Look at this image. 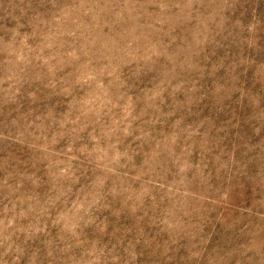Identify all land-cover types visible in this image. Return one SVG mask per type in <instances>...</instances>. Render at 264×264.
<instances>
[{
  "label": "rangeland",
  "instance_id": "1",
  "mask_svg": "<svg viewBox=\"0 0 264 264\" xmlns=\"http://www.w3.org/2000/svg\"><path fill=\"white\" fill-rule=\"evenodd\" d=\"M0 264H264V0H0Z\"/></svg>",
  "mask_w": 264,
  "mask_h": 264
}]
</instances>
